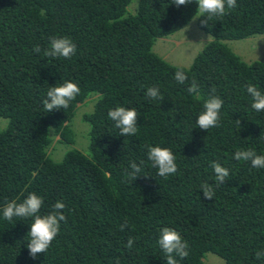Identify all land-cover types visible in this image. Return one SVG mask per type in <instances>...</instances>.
Masks as SVG:
<instances>
[{"label": "trees", "instance_id": "trees-1", "mask_svg": "<svg viewBox=\"0 0 264 264\" xmlns=\"http://www.w3.org/2000/svg\"><path fill=\"white\" fill-rule=\"evenodd\" d=\"M173 2L0 0V117L8 119L0 130V264H167L158 243L165 226L188 243V256L177 257L178 264H204L206 252L224 264H264L256 258L264 251V168L234 156L247 149L264 155V111L252 108L247 92L249 84L264 92V62H245L222 41L264 33V0H237L208 25L197 18L212 40L188 67L152 50L156 38L199 15L195 0L179 7ZM130 4H136L134 12L127 10ZM63 36L77 45L76 53L70 59L44 56L50 40ZM181 67L184 84L175 79ZM193 79L199 98L187 91ZM68 80L78 83L80 94L67 109L47 112L49 88ZM152 86L162 101L145 96ZM92 95L93 110L83 115L88 154L71 148L53 161L48 149L54 137L74 142L70 120ZM211 95L224 101L219 126L201 130L197 119ZM118 106L137 110L135 135H120L109 119ZM149 145L172 150L175 174H157ZM132 161L141 165L136 181L126 175ZM213 162L229 169L219 187ZM204 183L215 187L212 200L203 196ZM31 192L44 197L40 214L57 200L67 206V222L35 259L27 247L32 218L9 221L2 212Z\"/></svg>", "mask_w": 264, "mask_h": 264}, {"label": "clouds", "instance_id": "clouds-1", "mask_svg": "<svg viewBox=\"0 0 264 264\" xmlns=\"http://www.w3.org/2000/svg\"><path fill=\"white\" fill-rule=\"evenodd\" d=\"M198 4L197 11L199 15L196 18L204 17L201 20L202 25H208V21L213 18H221L226 15V11L233 9L236 6L237 0H195ZM177 7L193 3V0H174ZM35 52L40 53L41 47L34 46ZM77 50V45L68 36L53 37L50 40L49 47L43 50V55L46 57H63L70 59ZM175 79L178 83L184 84L187 80V74L184 69L178 68L175 72ZM78 83L68 80L63 83L51 86L47 92V98L44 99L43 105L47 112L53 110L67 109L70 103L80 94ZM190 94L199 98V86L193 79L191 85L187 88ZM215 92V88L212 90ZM247 92L251 95L253 103L252 108L257 112L264 111V92L260 91L256 86L249 84ZM145 96L149 99L163 100L160 90L156 86L148 87ZM223 99L216 95H211L203 103V111L197 119V127L201 130H209L210 128L218 127L220 121V110L223 106ZM110 120L115 122V126L120 129V135L131 136L138 132V117L139 114L135 108H126L124 106L115 107L108 112ZM237 124L241 121L237 119ZM148 160L152 162V166L158 169V175L168 177L175 174L178 170L176 157L172 150L168 147L160 145L147 146ZM235 159L239 161L250 162L254 168H264V155H258L253 149L238 150L234 154ZM143 164V161H141ZM212 167L215 174V187L223 185L226 178L229 176V169L222 166L219 162H213ZM131 171H127L126 175L136 181L140 176L141 165L135 161L130 163ZM203 196L207 200H212L215 197V187L208 183L201 186ZM44 197L36 192L29 193L22 202L15 200L6 204L3 208V217L11 221L13 217L32 218V223L28 235L30 241L27 244L29 254L34 259L39 253H46L51 242L61 231V222H67V217L64 209L67 207L65 202L57 200L52 205V210L45 214L41 213V208L44 205ZM127 222L120 225V230L123 231L127 227ZM134 239L130 237L127 242V247L132 248ZM159 246L166 254L167 264H178L177 257L183 259L188 256V243L184 240L181 234L172 227H163L159 238ZM256 258L259 260L264 258V251H257ZM119 264V261H116Z\"/></svg>", "mask_w": 264, "mask_h": 264}, {"label": "rangeland", "instance_id": "rangeland-1", "mask_svg": "<svg viewBox=\"0 0 264 264\" xmlns=\"http://www.w3.org/2000/svg\"><path fill=\"white\" fill-rule=\"evenodd\" d=\"M136 4L127 7L129 12H134ZM197 15L176 32L155 39L152 50L172 65L188 67L194 56L212 40V36L198 27ZM243 61L264 62V33L254 34L242 39L222 40ZM97 95L89 96L84 102L79 103L70 120L74 133V142L61 141L59 136L54 137V142L48 149L53 161H60L64 154L71 148H76L88 154L89 124L83 120L84 113L91 112L96 102ZM8 119L0 117V130L6 128ZM60 140V141H59ZM204 264H224V259L211 252H206L203 257Z\"/></svg>", "mask_w": 264, "mask_h": 264}]
</instances>
